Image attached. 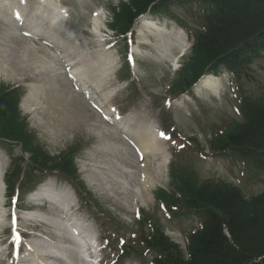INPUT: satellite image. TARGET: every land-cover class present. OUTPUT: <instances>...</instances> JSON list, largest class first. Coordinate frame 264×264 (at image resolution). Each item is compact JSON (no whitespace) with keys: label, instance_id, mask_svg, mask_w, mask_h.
Masks as SVG:
<instances>
[{"label":"rangeland","instance_id":"obj_1","mask_svg":"<svg viewBox=\"0 0 264 264\" xmlns=\"http://www.w3.org/2000/svg\"><path fill=\"white\" fill-rule=\"evenodd\" d=\"M111 2L115 3L114 0H111ZM79 17L80 16L76 18L75 25H78L77 20ZM88 20L89 15H85V18H83L80 25L85 28L88 27ZM80 31L83 32V39L87 44H90L94 41L91 34L89 35V33H87L85 30H82V28ZM2 32L5 31L2 27H0V34ZM157 40L158 38H155L154 42L152 41L151 47L146 51V53H141L144 56V59H146L149 63L146 65V69L141 66L140 70H142V74L144 75L145 88L147 91L151 92L152 96L155 94L159 95V93H161L160 87L162 83L170 79V72L168 71L169 69L167 62L168 59L163 56L167 55L170 50L173 52L172 47H162ZM174 42L177 41L174 39ZM97 48L98 46L94 45V49ZM34 49L40 54L47 56V59H53V63L51 62L50 66L46 60L43 61L41 59H37L35 65H30L29 67L22 70L20 79L28 77V80L31 82H37V89H43L42 91H39L37 95L45 94L48 98V101L37 105V107L32 108L31 111H29L28 108H25V105H21L20 108L15 107L10 124L13 127L15 126L19 129L17 122L18 116H20L19 113L21 111L24 119L27 117L31 130L37 132V135L40 139L39 141H41L44 148L53 155H61V153L66 149L72 148V146L77 144L82 146L80 151L83 152L81 154L80 152L77 153L78 155L75 159L80 166L79 173L82 174L81 178L86 181V183L90 184L96 193L102 196V200L104 201V204L107 205V207L109 206L112 209L114 208V213L121 216L122 220H124L125 223L129 225L131 220H133L131 215L132 204L126 205L121 202L122 200H116L113 195L107 192L108 189L105 187L107 183H110L114 184L113 186L117 187L119 190L122 188V182H128L127 186L129 185V189L127 188L126 193L129 194L128 203H130V189L132 190L133 187L137 186L136 177L138 175V170L136 160L132 157L130 150L127 149L124 142L115 134H113V132H111L112 130L104 126L97 119V116H95L94 113L91 114L89 107L86 106V104L82 101V98L81 100H73L69 98V95L65 90L66 84H64V77L61 73L60 63L53 58L51 53L43 51L38 47ZM26 51L33 53L34 50H32V48L30 49L27 45ZM35 66H37V68L40 70L39 76H37L36 71L34 70ZM262 66L263 68H261ZM256 75L258 78H261L264 81V61L259 65ZM8 81L9 80L6 79L0 82V94L5 91L8 86L13 84L12 82ZM32 105L34 104H30V106ZM48 106L54 107L55 109L60 108L61 111L59 112L49 110ZM204 106L211 108L214 113L205 114L198 119L197 123L200 131H203L206 127H209L211 123H222L221 117L223 115L229 114L236 116V112L233 111L232 106L230 107L229 104L223 105L220 101L215 102L213 105L206 104ZM62 107L65 113L62 112ZM37 115H39L38 119L36 118ZM60 115H64V118L67 119L66 123L61 124L59 122L58 116ZM176 116L177 114H171L170 120L176 118ZM186 123H188V120L184 119L182 126ZM61 125H63L62 128ZM93 129L98 130L100 136L95 134L92 131ZM116 149H118V152H120L119 156L121 159L118 157ZM3 162H6V160ZM122 165L126 166L128 171L130 170L132 174L123 172L121 170ZM229 166L230 165H224L223 162L218 163V165L215 167L198 165V171L201 178H207V176H214L217 178L220 172L226 171V174L222 176L224 177L230 174ZM99 175L106 179L108 178L109 181L104 183L102 181L103 177H100ZM156 177L157 180L155 185L163 186L166 183L161 175H157ZM111 178H114L116 181L118 179L119 180L116 183ZM153 200L154 195L152 193V195H150V199L145 202V206L153 207V214L155 216H160V214H157V203ZM104 204L101 205H103V208L109 212L110 210L107 209ZM110 215L112 216L111 213ZM166 227V231H168L171 236H173L175 239L179 238L177 227Z\"/></svg>","mask_w":264,"mask_h":264},{"label":"trees","instance_id":"obj_2","mask_svg":"<svg viewBox=\"0 0 264 264\" xmlns=\"http://www.w3.org/2000/svg\"><path fill=\"white\" fill-rule=\"evenodd\" d=\"M154 0H132L124 5L117 17L118 25L128 27L134 18ZM218 4L207 20L208 32L201 41L196 73L204 63L212 61L226 49H233L239 42L264 35V0H213ZM2 92V91H1ZM16 101L10 93L0 94V127L12 121ZM247 123L232 135L230 144L251 158H259L255 150H264V99L244 108ZM64 168H69L65 163ZM190 202H199L208 212L203 230L192 238V258L189 262L182 254L169 259L172 264H264V193L248 200L236 189L189 187ZM216 209L210 211V207ZM159 244L171 245L165 238ZM168 261V260H167ZM168 261V262H169ZM170 263V262H169Z\"/></svg>","mask_w":264,"mask_h":264},{"label":"bare ground","instance_id":"obj_3","mask_svg":"<svg viewBox=\"0 0 264 264\" xmlns=\"http://www.w3.org/2000/svg\"><path fill=\"white\" fill-rule=\"evenodd\" d=\"M99 22L100 19H94L93 20V25L96 29H98L99 27ZM29 43H25L23 42L20 38H18V36H16L15 34L8 33V32H2L0 34V82H2V80H9L8 82H12V83H16L17 81L21 80L20 79V74L22 72V70H24L25 68L29 67L30 65H35V62L37 59H41V60H46V62H48L49 65H51V62L53 63V59L49 60L47 59L45 55L40 54L38 51H36L34 49L33 53L32 52H28L26 51L27 45ZM38 93H36V95L33 96H29L28 99H26V101L24 102L25 108H28L29 111L32 110V108L37 107V105L42 104L46 101H48V98L45 94L42 95H37ZM30 104H34L32 106H30ZM49 110H54V111H61L60 108L59 109H55L54 107L48 106ZM62 112H64L63 107H62ZM37 119L39 118V115H37L36 117ZM58 120L61 124L66 123L67 119L64 118V115H60L58 116ZM48 121H52V120H48ZM63 127V125H61V128ZM63 130V129H62ZM95 130L97 133H99L98 130ZM101 141V140H100ZM139 146L142 147L146 153H149V148L146 147L145 142L139 143ZM116 153L119 156L118 149H116ZM121 159V158H120ZM119 161V160H118ZM120 164V163H119ZM93 169V168H92ZM121 170L123 172H126L128 174H132V172L128 169L126 166L122 165ZM146 174H149V177L151 180L147 181L146 183H150L152 182V175H159V173L157 171H152L150 172V170L148 169H144ZM156 172V174H155ZM100 173V172H98ZM98 173H93V174H98ZM100 177H103L101 175H99ZM110 177V176H108ZM133 177V176H132ZM113 181H115L116 183L118 182V180L116 181L114 178H111ZM104 183H107V181H109V179L104 178L102 180ZM122 182V181H121ZM128 182H122V188L118 190L117 187L113 186L114 184H110L107 183L106 187L108 190L107 192L111 195H113L116 200L120 199L122 200L121 202L123 204H132L133 201V193H131V198L130 199V203H128V196L129 194L126 193L127 188L129 187V185L127 186ZM129 189V188H128ZM131 191V189H130ZM121 195H120V194ZM135 193L141 198L143 199H150L149 193L147 192V190L145 189V186H143L142 184L137 186V188L135 189ZM91 247L88 245L87 247V251H88V258H90V249ZM37 260H34V263H36ZM45 262V261H44ZM47 264V262H45Z\"/></svg>","mask_w":264,"mask_h":264}]
</instances>
